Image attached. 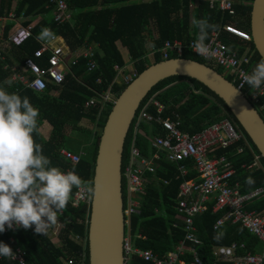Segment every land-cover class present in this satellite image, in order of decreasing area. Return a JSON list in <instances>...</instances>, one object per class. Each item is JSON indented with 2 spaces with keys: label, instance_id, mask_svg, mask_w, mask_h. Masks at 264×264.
Wrapping results in <instances>:
<instances>
[{
  "label": "trees",
  "instance_id": "16d2710c",
  "mask_svg": "<svg viewBox=\"0 0 264 264\" xmlns=\"http://www.w3.org/2000/svg\"><path fill=\"white\" fill-rule=\"evenodd\" d=\"M253 0H233L234 15L221 12L217 7L209 8L208 0H197L195 7L191 8L193 0H66L74 24L56 25L52 20L50 9L45 8V0H0V17H5L9 12H14L17 19L22 16L21 24L28 27L34 24L32 35L21 45H9L6 53L7 62L20 64L25 57L33 55L39 46L36 36L45 27L50 28L58 37H61L71 49L81 46H92L95 50L94 58L97 67L87 69V57L80 56L78 61L71 63L69 70L64 75L61 85L46 82L43 91H37L20 81L9 79L8 71L0 63V84L10 80L11 86L4 85L9 92H18L21 97L27 96L33 106L39 109V132L34 134V139L42 145L43 154L50 158L52 164L66 169L73 166L76 173L87 184L92 182L94 161L97 152L99 129L101 131L112 103L109 102L98 120H95L97 107L84 108V103L98 92H102L111 83L112 92L117 93L123 88L125 82L114 80V64H125L117 46L120 43L136 70L141 71L148 62L145 58L144 42L147 41L152 52L153 62L163 60L160 55L161 48L168 39L178 38L183 41L197 39L199 29L192 23L193 18H208L210 23L232 24L239 29L250 33V10ZM14 22H6L3 26V37L6 39ZM212 30H209L208 39ZM220 38L230 48L238 47L242 53L252 54L249 69L261 59L253 43L237 38L228 32L222 31ZM208 39L206 41H208ZM205 41V42H206ZM172 57H176L173 55ZM181 57L205 61L190 51H185ZM38 62L45 65L46 57L37 58ZM212 66V65H210ZM218 72H222L216 69ZM100 81H97V78ZM52 89L56 91L53 93ZM155 98L165 105L163 117L174 118L177 113L181 120L182 131L195 132L205 124L211 123L227 115L236 120L217 95L196 79L185 76H171L153 84L145 97L140 102L130 125L125 134L121 151L122 171V197L125 207V188L123 168L128 161L129 146L132 143L142 155H151L155 150L149 147L147 141L139 134H133V124L139 109L150 97ZM261 101V99H260ZM259 109L258 105H255ZM153 111L152 107L147 108ZM264 119V109L259 111ZM84 118L96 121L99 128L91 134L86 131L81 122ZM51 126L50 135L45 138L40 132L43 123ZM138 128L145 133L163 134L162 129L156 124L140 122ZM253 145V144H252ZM67 149L79 154V162L71 165L70 161L60 154V149ZM253 149L259 154L256 147ZM220 152V151H219ZM221 153V152H220ZM252 156L248 150L238 155H232L236 168L231 177V182L238 181L242 193L251 192L258 187H264V171L262 169H245L243 162H250ZM260 160L264 165V158ZM155 171L146 172L147 181L144 183L143 192L137 211L129 217V230L132 234H139L135 244L143 249L163 255L183 237V216L175 208L179 183L183 176L178 172L177 165L165 158V152L159 151L155 160ZM195 171L189 169L186 177H191ZM251 176L255 183L248 185L246 178ZM76 188H73L72 195ZM211 203L207 202L205 209L193 218L195 234L201 243L197 247L199 256L206 262L209 261V248L212 245L229 244L233 241L246 242L248 249L257 252L260 243L257 237L251 234L240 223L225 222L214 229L213 223L223 212H212ZM249 209L261 211L264 209V193L259 194L248 204ZM90 208L86 204L73 207L70 202L67 210L59 215L63 227L60 231V244H55L48 232L46 235L34 232L35 225L27 230H17L7 234L0 233V241L11 248L19 246L25 251L27 264H63L61 258H72V264H81L79 252L81 247L70 239L71 233L84 234L87 231ZM218 231H223L221 239H214ZM9 236L14 241L9 243ZM0 264H19L15 260L0 257ZM84 264H88V249L85 247ZM130 264H142L136 257L131 258Z\"/></svg>",
  "mask_w": 264,
  "mask_h": 264
},
{
  "label": "built area",
  "instance_id": "2783aa9c",
  "mask_svg": "<svg viewBox=\"0 0 264 264\" xmlns=\"http://www.w3.org/2000/svg\"><path fill=\"white\" fill-rule=\"evenodd\" d=\"M45 1V8L51 10L52 20L56 25L74 24L66 0ZM208 4L210 9L217 7L223 13L234 15L233 0H208ZM22 20V16L17 19L12 11L5 17H0V22L4 24L8 21L15 23L8 37L4 38L8 45L5 48L4 45H0V63L8 71L7 77L11 80H18L37 91H43L47 81L54 85H61L70 64L77 62L80 56L87 57L88 70L97 67L94 58L95 50L92 46H81L71 50L58 36L51 43L39 40L36 36L39 46L34 50L32 56L25 57L20 64L7 62V47L9 45L19 46L32 35L31 30L34 24L24 27L21 24ZM222 31L235 35L241 40L251 41L248 31L239 29L232 24H222L219 31H211L210 38L206 41L214 52L211 58H205L194 51L195 39L189 41L178 38L168 39L159 48L160 55L163 59L172 58L173 55L181 57L188 50L203 59L206 64L220 67L224 71L222 74L245 95L250 103L255 108L257 104L258 111L263 110L264 87L259 90H251L242 78L243 74L251 72L248 67L251 65L253 53H241L238 47L230 48L220 38ZM42 56L46 57L45 65L37 60ZM113 68L115 69L114 80L117 82L127 83L136 73L135 69L131 72L125 71L123 65L114 64ZM96 80L100 81V78L98 77ZM115 97L110 83L105 90L89 98L84 103V108L97 107L95 116L97 121L102 110L107 107L109 102L112 103ZM148 107H152L153 111H148ZM164 109L165 105L155 98V94H152L139 109L133 124V134L137 133L142 136L155 152L146 157L132 143L129 146L128 161L123 168L125 188L123 264H130L133 257L139 259L142 264H264V209L257 211L248 208L253 197L264 193V187L242 193L239 182H231V177L236 170L232 155H238L248 150L252 158L250 162H243L241 167L245 169L259 168L264 171V165L260 160L261 154L254 151L247 133L225 114L221 118L205 124L200 130L190 133L181 130V120L177 113H173L174 118L163 117ZM140 122L156 124L162 129L163 134L145 133L138 128ZM159 151L165 152V158L174 162L178 172L183 176L179 183L175 208L183 216L184 235L173 249L163 255L137 246L135 241L139 234H132L129 230V217L137 211L140 195L143 192L144 183L147 181L145 173L155 171V160L158 158ZM59 152L70 161L71 165L79 162V154L64 148ZM70 169H74L73 166L63 170ZM189 169L194 170L195 174L186 177ZM90 202L91 198H89L86 188L76 189L70 199V204L73 207L86 204L89 209ZM207 202H212V212H223L214 221L213 228L216 225L221 226L227 221L240 223L242 227L247 228L251 234L257 237L260 249L253 252L248 249L246 242L238 241L212 245L209 248V261H204L197 251L201 241L195 234L193 218L205 209ZM62 227L63 224L58 219L57 225L48 231L51 238H55L54 243L57 245L61 243L60 231ZM17 230L25 229L22 227L7 229L6 227L2 234ZM70 239L81 247L79 256L81 264H84L87 231L84 234L71 233ZM13 241V236H9L8 242ZM12 250L15 253V258L11 260H15L19 264H27L25 251L22 248L15 246ZM61 260L63 264L73 263L72 258H61Z\"/></svg>",
  "mask_w": 264,
  "mask_h": 264
},
{
  "label": "water",
  "instance_id": "95a60500",
  "mask_svg": "<svg viewBox=\"0 0 264 264\" xmlns=\"http://www.w3.org/2000/svg\"><path fill=\"white\" fill-rule=\"evenodd\" d=\"M250 35L255 50L264 58V0L251 3ZM175 75L196 79L214 92L264 158V119L222 73L213 66L186 57L148 64L117 93L99 135L92 176L97 194L91 198L87 226L88 264H123V140L136 109L151 86Z\"/></svg>",
  "mask_w": 264,
  "mask_h": 264
},
{
  "label": "clouds",
  "instance_id": "9594fccd",
  "mask_svg": "<svg viewBox=\"0 0 264 264\" xmlns=\"http://www.w3.org/2000/svg\"><path fill=\"white\" fill-rule=\"evenodd\" d=\"M192 23L199 29L194 51L211 58L214 52L205 41L209 30L219 31L221 26L210 23L208 18H193ZM55 38L56 34L47 27L38 36L49 43ZM242 78L251 90L264 87V58ZM11 84L6 80L0 85V233L6 227L27 230L35 225V233L46 235L57 225L59 215L67 210L73 188H86L92 198L97 194V186L91 181L85 184L75 169L64 171L54 166L43 154L42 145L34 139V134L39 132V109L29 97L7 91L4 85ZM245 183L252 185L255 181L249 176ZM219 227L216 225L214 229ZM223 235V231H218L214 239ZM0 257L15 258L12 248L3 241H0Z\"/></svg>",
  "mask_w": 264,
  "mask_h": 264
},
{
  "label": "crops",
  "instance_id": "0c3cea01",
  "mask_svg": "<svg viewBox=\"0 0 264 264\" xmlns=\"http://www.w3.org/2000/svg\"><path fill=\"white\" fill-rule=\"evenodd\" d=\"M196 2H197V0H193V2L191 3V7H192V8L195 7ZM23 19H24V18H23ZM33 24H35V22H34ZM4 25H5L4 23L0 24V40H1V39H4V37H3V31H2ZM11 29H12V28H11ZM116 46H117V48H118V50H119V52H120V54H121V56H122V58H123V60H124V62H125V64L123 65L124 70L127 71V70H130V68H133V63H132L131 61H128V57H127V55L125 54L124 49L122 48V46L120 45V43H119L118 41H116ZM54 93H56V92H54ZM81 126H82L86 131L91 130V131H90L91 134H92L93 132H95L96 129H97V130L99 129V128L96 126V121H95V122H92V121H90V120L87 119V118H84V119H83V121L81 122ZM40 132L42 133V135H43L45 138H47V137L50 135V132H51V126H50L48 123H44V124L41 126V128H40Z\"/></svg>",
  "mask_w": 264,
  "mask_h": 264
},
{
  "label": "rangeland",
  "instance_id": "374dc122",
  "mask_svg": "<svg viewBox=\"0 0 264 264\" xmlns=\"http://www.w3.org/2000/svg\"><path fill=\"white\" fill-rule=\"evenodd\" d=\"M192 8V7H191ZM0 24H2V22H0ZM0 45H4V48L8 45L7 43H5V40L4 39H1L0 40ZM149 49H150V47H149V45H148V42L147 41H145L144 42V50H145V58H146V60L148 61V62H152V60H153V56H152V53H150V51H149ZM129 61V60H128ZM16 64H18V63H16ZM149 64V63H148ZM214 68L215 69H219V70H221L222 71V73H224V71L220 68V67H217V66H214ZM133 69H135L134 68V66H133V68H130V72L133 70ZM136 71V70H135ZM128 72V71H127ZM10 79V78H9ZM8 79V80H9ZM0 85H2V84H0ZM52 91H53V93L54 92H56V91H54V89H52ZM105 110V108L102 110V112ZM102 114V113H101ZM46 123V122H45ZM44 124V123H43ZM42 124V125H43ZM41 125V126H42ZM41 126H40V128H41ZM99 132H101L100 131V129H99ZM146 156V155H145ZM149 156V155H148ZM147 157V156H146ZM51 237V236H50ZM55 238H51V240L54 242L55 240H54Z\"/></svg>",
  "mask_w": 264,
  "mask_h": 264
}]
</instances>
